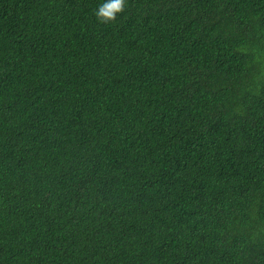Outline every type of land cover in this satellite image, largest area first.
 Segmentation results:
<instances>
[{
  "label": "trees",
  "instance_id": "obj_1",
  "mask_svg": "<svg viewBox=\"0 0 264 264\" xmlns=\"http://www.w3.org/2000/svg\"><path fill=\"white\" fill-rule=\"evenodd\" d=\"M0 0V264H264V0Z\"/></svg>",
  "mask_w": 264,
  "mask_h": 264
},
{
  "label": "clouds",
  "instance_id": "obj_2",
  "mask_svg": "<svg viewBox=\"0 0 264 264\" xmlns=\"http://www.w3.org/2000/svg\"><path fill=\"white\" fill-rule=\"evenodd\" d=\"M126 0H102L95 11L97 19L102 23L114 21L124 13Z\"/></svg>",
  "mask_w": 264,
  "mask_h": 264
}]
</instances>
